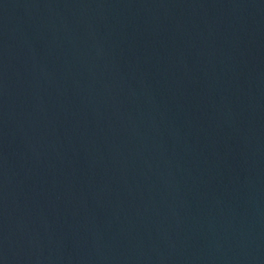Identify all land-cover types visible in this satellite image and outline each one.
Wrapping results in <instances>:
<instances>
[{
    "label": "water",
    "instance_id": "1",
    "mask_svg": "<svg viewBox=\"0 0 264 264\" xmlns=\"http://www.w3.org/2000/svg\"><path fill=\"white\" fill-rule=\"evenodd\" d=\"M0 264H264V0H0Z\"/></svg>",
    "mask_w": 264,
    "mask_h": 264
}]
</instances>
